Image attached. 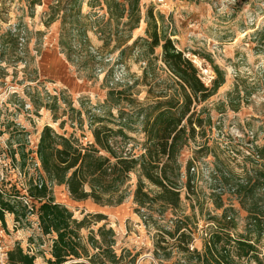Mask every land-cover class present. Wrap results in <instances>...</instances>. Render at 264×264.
<instances>
[{"label":"rangeland","instance_id":"1","mask_svg":"<svg viewBox=\"0 0 264 264\" xmlns=\"http://www.w3.org/2000/svg\"><path fill=\"white\" fill-rule=\"evenodd\" d=\"M55 1L43 0L42 5L31 6L29 0H0V53L1 47L7 45L0 58V187L9 194H23L30 179L38 177L35 161L22 167L19 154L14 161L12 151L24 145L25 151L35 159L45 126L87 145L94 139L90 118L96 115L113 129H118L119 123L126 124L124 131L130 138L127 150L141 154L145 136L139 108L153 103L159 91L170 84V74L160 59V48L154 56H148L141 41L134 51L122 56L119 50L113 49L114 42L104 46L99 34L103 23L94 20L103 15L101 0H84L82 7L84 16H93L94 12L97 15L88 21L90 27L93 24L96 28L88 32L97 33L89 42L95 62L86 53H74L73 62H69L67 53L59 45L61 18L47 25L49 7ZM140 1L142 20L133 34L136 36L141 26L143 29L128 45L139 38L148 39L146 16L152 8L156 16L163 15L165 33L192 59L206 86L211 87L216 78L212 64L206 59L225 76V84L203 104L212 117V125L206 127L207 136L197 137L180 157L183 183L188 161L195 160L192 188L189 192L183 188L178 210L168 209L160 215L159 206L143 209L141 215L146 219L135 213L136 174L131 175L124 188L127 199L117 207L101 206L92 200L74 201L65 186H52V195L55 202L66 206L78 221L85 216L103 215L105 220L101 222L95 223L96 219H92L90 229L97 231L104 224L112 228L117 253L125 249L138 254L136 264H187L175 245L176 240L168 236L172 257L167 259L163 253L160 260L154 257L156 236L165 229L173 231L176 219L191 218L188 229L194 238L192 245L199 251H202L206 234L216 224L211 217H220L224 208L235 211L237 228L232 232L235 237L246 234L248 214L237 196L221 183V175L227 173L239 181L247 173L264 171V160L258 153L264 145V0ZM91 5L96 7L91 9ZM9 32L18 36L19 45L15 50L7 38ZM68 39L69 36H65V40ZM76 40L74 45L79 44ZM149 62L156 63L155 76L145 80L144 71ZM122 67L124 82L112 85L122 74ZM110 93H115L116 97L111 98ZM200 146H205V150L198 154ZM261 184L258 195L260 207L264 209ZM220 204L224 205L221 209ZM6 222L7 229L1 223V246L9 251L19 243L26 252L36 255V264H47L52 236L42 234L37 215H29L18 223L13 215L7 214ZM82 233L86 237L89 229ZM259 248L260 257L264 259V241Z\"/></svg>","mask_w":264,"mask_h":264},{"label":"trees","instance_id":"2","mask_svg":"<svg viewBox=\"0 0 264 264\" xmlns=\"http://www.w3.org/2000/svg\"><path fill=\"white\" fill-rule=\"evenodd\" d=\"M42 2L29 0L31 6L42 5ZM83 4L84 0H56L49 7L47 25L61 18L59 45L67 53L69 62H73L74 53H86L94 63L96 57L90 51L88 31L96 28L93 24L90 27L88 21L97 15L84 16ZM99 4H103L108 15L107 20L103 17L94 19L98 24L103 23L99 34L104 39V46L115 42L113 49L119 50L122 56L127 51H134L141 41L148 56H154L160 48V59L170 74V84L167 89L159 91L153 103L139 108L145 136L139 155L127 150L130 138L124 131L126 124L119 123L120 127L113 129L103 124L96 115L90 118L94 139L87 145L73 137L59 135L49 126L43 128L35 151L40 163L37 180L40 178L42 185L39 186L35 178L30 179L27 193L34 200L42 234L52 236L47 264H136L138 254L125 249L121 254L117 253V239L112 228L104 224L97 231L90 229L92 219H96L93 220L95 223L101 222L105 220L103 215L92 218L85 216L78 221L66 206L55 202L52 186H65L74 201L92 200L101 206L117 207L127 199L124 188L131 175L136 174L137 183L133 193L137 207L135 213L146 219L145 215H141L143 209L151 210L159 206L160 215L168 209L178 210L182 204L183 188L189 192L194 181L191 169L195 160L188 161L186 182L182 181L181 154L197 137L207 136L206 127L212 125V117L203 104L225 84L224 73L210 59H206L212 64L216 78L211 87L205 85L192 59L178 49L171 36L165 33L163 15L156 16L152 8L148 9L146 16L148 39L139 38L128 45L133 31L139 28L142 20L140 0H101ZM65 36H69V42ZM7 38L14 50L18 48L17 35L9 32ZM76 39L79 44L74 45ZM1 50L0 58L7 50V45L2 46ZM155 71L156 63L149 62L144 79L154 77ZM156 86L160 87L157 83ZM110 97L114 98L116 94L110 93ZM54 101L57 102V99L54 98ZM117 138H121V141ZM23 146L19 145L17 150L12 151V158L15 161V155L19 154L21 166L26 167L33 159ZM203 150L205 146H200L197 153ZM258 153L259 158L264 160V145ZM261 182L263 187L264 171L259 170L254 171V174L247 173L239 181L233 175H221V183L225 184L228 192L237 196L248 214L245 235L235 237L232 233L237 228L235 211L224 208L220 217H211L216 224L206 234L202 251L192 250L194 238L188 229L191 218L184 216L173 221V231L165 229L158 233L155 259L160 260V253L165 254L167 259L172 257L166 238L168 236L176 240L175 245L187 264H264L259 248V244L264 241V209L260 207L258 195ZM22 197L21 193L9 194L0 187V222L5 229L7 214L13 215L18 223L30 215ZM223 207L220 204L218 208ZM149 218L153 220L152 216ZM87 229L89 234L85 237L82 231ZM7 254L8 264H36V255L26 252L19 243Z\"/></svg>","mask_w":264,"mask_h":264},{"label":"built area","instance_id":"3","mask_svg":"<svg viewBox=\"0 0 264 264\" xmlns=\"http://www.w3.org/2000/svg\"><path fill=\"white\" fill-rule=\"evenodd\" d=\"M159 2H163V0H159ZM93 53L97 55V52L93 49ZM98 58H100L98 56ZM121 72L122 74L119 76V77H116V79H114L111 84L112 85H117V84H122L124 82V75H123V72L125 74V71H124V68L122 67L121 68ZM251 140L254 139V135L251 133ZM33 161H35V165H36V170L40 169V163H39V160L35 154V159L33 158ZM195 172V168H192L191 169V173L193 174ZM36 183L39 184V186L42 185V183L40 182V178L37 180L36 178ZM23 197H22V200L24 202V204L27 206L28 208V211L30 215H37L35 213V208H34V200L32 198L29 197L28 193H27V190L22 194ZM3 237V229H2V226H1V222H0V238ZM191 249L193 250L194 249V246L191 247ZM8 249L7 247H4V246H1V243H0V264H8Z\"/></svg>","mask_w":264,"mask_h":264},{"label":"crops","instance_id":"4","mask_svg":"<svg viewBox=\"0 0 264 264\" xmlns=\"http://www.w3.org/2000/svg\"><path fill=\"white\" fill-rule=\"evenodd\" d=\"M101 7H100V12L101 13H103V15L101 16V17H103L105 20H107V18H108V15H107V12H106V9H105V7L103 6V4L102 5H100ZM86 7H88V6H86ZM92 9V8H91ZM96 14V12H94V15ZM90 15V14H89ZM143 29V27L141 26L140 27V32H141V30ZM140 32H139V30H138V32L136 33V36L134 35V37H133V35H132V39L134 38H138L139 36H140ZM94 33V34H93ZM96 35H97V33H95V32H88V39H89V42H91V39L93 38V36L96 38ZM114 46H115V42H114ZM56 187V186H55Z\"/></svg>","mask_w":264,"mask_h":264}]
</instances>
